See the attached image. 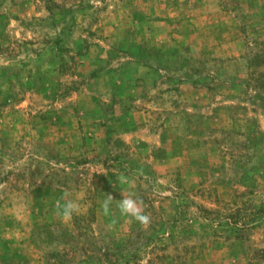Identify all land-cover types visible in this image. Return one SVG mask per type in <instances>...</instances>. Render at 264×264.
Segmentation results:
<instances>
[{
	"label": "rangeland",
	"instance_id": "1",
	"mask_svg": "<svg viewBox=\"0 0 264 264\" xmlns=\"http://www.w3.org/2000/svg\"><path fill=\"white\" fill-rule=\"evenodd\" d=\"M262 37L264 0H0V264H264Z\"/></svg>",
	"mask_w": 264,
	"mask_h": 264
},
{
	"label": "clouds",
	"instance_id": "2",
	"mask_svg": "<svg viewBox=\"0 0 264 264\" xmlns=\"http://www.w3.org/2000/svg\"><path fill=\"white\" fill-rule=\"evenodd\" d=\"M117 179L121 185L126 186L131 183L129 178L124 174H121ZM65 196H67V194H65ZM121 196L122 198L116 205L120 215L129 218L130 221L138 223L142 228H148L151 224V217L149 214L145 213L143 201L136 198L131 192H129L128 195L121 194ZM113 200V196L108 194L102 201L100 210L103 216L109 217L111 215ZM54 209L55 215L63 221H71L73 215L79 212V205L73 199L61 197L54 202Z\"/></svg>",
	"mask_w": 264,
	"mask_h": 264
},
{
	"label": "trees",
	"instance_id": "3",
	"mask_svg": "<svg viewBox=\"0 0 264 264\" xmlns=\"http://www.w3.org/2000/svg\"><path fill=\"white\" fill-rule=\"evenodd\" d=\"M248 78L264 98V37L255 38L246 53Z\"/></svg>",
	"mask_w": 264,
	"mask_h": 264
}]
</instances>
